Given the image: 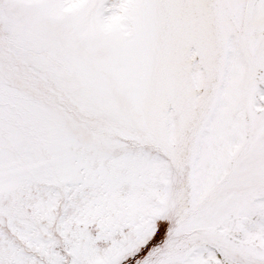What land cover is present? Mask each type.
<instances>
[{"label": "snow or ice", "instance_id": "snow-or-ice-1", "mask_svg": "<svg viewBox=\"0 0 264 264\" xmlns=\"http://www.w3.org/2000/svg\"><path fill=\"white\" fill-rule=\"evenodd\" d=\"M0 264H264V0H0Z\"/></svg>", "mask_w": 264, "mask_h": 264}]
</instances>
